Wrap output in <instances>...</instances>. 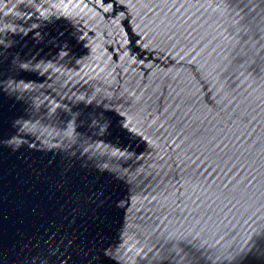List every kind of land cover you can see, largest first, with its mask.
<instances>
[{
    "label": "water",
    "instance_id": "95a60500",
    "mask_svg": "<svg viewBox=\"0 0 264 264\" xmlns=\"http://www.w3.org/2000/svg\"><path fill=\"white\" fill-rule=\"evenodd\" d=\"M0 40L4 264L59 227L69 169L123 177L102 221L118 264H235L264 230V0H0Z\"/></svg>",
    "mask_w": 264,
    "mask_h": 264
},
{
    "label": "snow or ice",
    "instance_id": "6c2138e0",
    "mask_svg": "<svg viewBox=\"0 0 264 264\" xmlns=\"http://www.w3.org/2000/svg\"><path fill=\"white\" fill-rule=\"evenodd\" d=\"M3 40H0V46ZM67 54V49L64 50ZM21 67L27 68V65ZM10 63L0 57V153L10 150L15 143V122L5 117L6 101L11 103L12 79ZM17 79L19 77H16ZM86 109L80 119L89 123ZM109 116V113H105ZM96 125L97 130L106 132L112 137H123L131 132L136 135L130 123L112 121L107 128ZM107 178L111 183L100 188V182ZM65 179L70 181L69 191L74 192L70 206L59 211L58 228H49L44 235V243L31 248L27 252L26 264H118L117 242L110 235L102 221L126 206V202L116 196L118 186L123 177L116 172L104 168L95 177L81 180L69 169ZM95 181L93 183L92 181ZM78 185V187H77ZM3 246L0 244V264H4ZM235 264H264V230L257 231L249 238L244 249L234 257Z\"/></svg>",
    "mask_w": 264,
    "mask_h": 264
}]
</instances>
